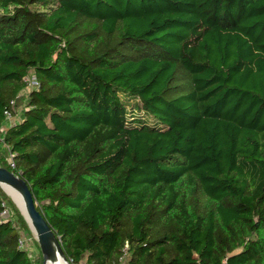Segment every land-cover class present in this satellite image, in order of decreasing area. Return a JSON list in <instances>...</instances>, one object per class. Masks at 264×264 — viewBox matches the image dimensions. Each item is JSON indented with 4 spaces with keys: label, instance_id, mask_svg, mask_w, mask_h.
Wrapping results in <instances>:
<instances>
[{
    "label": "trees",
    "instance_id": "1",
    "mask_svg": "<svg viewBox=\"0 0 264 264\" xmlns=\"http://www.w3.org/2000/svg\"><path fill=\"white\" fill-rule=\"evenodd\" d=\"M2 126L69 264H264V0H0Z\"/></svg>",
    "mask_w": 264,
    "mask_h": 264
},
{
    "label": "water",
    "instance_id": "2",
    "mask_svg": "<svg viewBox=\"0 0 264 264\" xmlns=\"http://www.w3.org/2000/svg\"><path fill=\"white\" fill-rule=\"evenodd\" d=\"M1 184L7 185L20 194L23 203V213H20L30 231L35 236L42 256L41 264H48L51 260L55 259L56 252L65 264H69L60 247L58 239L55 237L43 215L36 209V204L26 182L9 170L0 167V185ZM11 201L13 202L12 199Z\"/></svg>",
    "mask_w": 264,
    "mask_h": 264
},
{
    "label": "rangeland",
    "instance_id": "3",
    "mask_svg": "<svg viewBox=\"0 0 264 264\" xmlns=\"http://www.w3.org/2000/svg\"><path fill=\"white\" fill-rule=\"evenodd\" d=\"M29 75L30 76H34L33 72H29ZM29 89H30V87L26 86L25 92H27ZM25 96L26 95L23 94L17 100V105H16V108H15V111L17 112V114L21 113V110H22V108H23V106L25 104ZM21 118H22V116L16 115V117L14 119L11 118L9 120H12L13 122L16 123ZM15 207H16V205H15ZM7 209H8V212H9V216L12 215L13 214V210L11 208H9V207ZM17 210H18V208H17ZM9 216L7 215V216H5V218H9ZM20 244H21L22 249L25 250L33 260H35V261L41 260V252H40L39 246L37 244V241L35 239L34 234L30 230L27 231V232L26 231H20Z\"/></svg>",
    "mask_w": 264,
    "mask_h": 264
},
{
    "label": "bare ground",
    "instance_id": "4",
    "mask_svg": "<svg viewBox=\"0 0 264 264\" xmlns=\"http://www.w3.org/2000/svg\"><path fill=\"white\" fill-rule=\"evenodd\" d=\"M0 188L7 194V196H9V198L11 197L10 199L13 200V203L18 207L20 212L23 213V203L20 194L16 190H13L12 188L8 187L7 185L1 184ZM48 264H65V263L62 261V259L56 252L55 259L51 260Z\"/></svg>",
    "mask_w": 264,
    "mask_h": 264
},
{
    "label": "built area",
    "instance_id": "5",
    "mask_svg": "<svg viewBox=\"0 0 264 264\" xmlns=\"http://www.w3.org/2000/svg\"><path fill=\"white\" fill-rule=\"evenodd\" d=\"M23 81L25 83V86L30 87V89L36 88L38 85V82L36 80V78L34 76H26L23 78ZM10 106L13 108L14 107V102L10 103ZM3 115L6 119H11L12 118V114L11 111L9 109H5L3 111ZM11 166H13V164H11ZM8 215V211L5 209L2 213H1V217L5 218V216Z\"/></svg>",
    "mask_w": 264,
    "mask_h": 264
},
{
    "label": "crops",
    "instance_id": "6",
    "mask_svg": "<svg viewBox=\"0 0 264 264\" xmlns=\"http://www.w3.org/2000/svg\"><path fill=\"white\" fill-rule=\"evenodd\" d=\"M16 115L21 116V113L20 114H17V112H16L15 115L12 116V119H14L16 117ZM14 123L15 122H13L12 120H9L8 123L6 124V126L11 125V124H14ZM6 126H2L0 128V132L5 131Z\"/></svg>",
    "mask_w": 264,
    "mask_h": 264
}]
</instances>
